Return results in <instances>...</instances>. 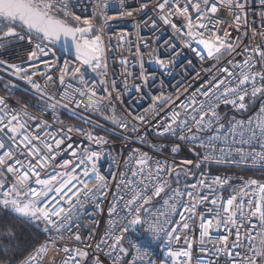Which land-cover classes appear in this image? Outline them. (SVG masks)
Masks as SVG:
<instances>
[{
    "label": "snow or ice",
    "instance_id": "snow-or-ice-1",
    "mask_svg": "<svg viewBox=\"0 0 264 264\" xmlns=\"http://www.w3.org/2000/svg\"><path fill=\"white\" fill-rule=\"evenodd\" d=\"M131 3L135 6L130 7L129 0H92V15L82 19L72 10L71 0H0V72L29 85L37 101L36 111L41 115L50 112L54 122L61 125L59 132H53L48 120L37 119L28 111L27 102L18 101L20 107H12L8 99L0 96V209L7 211L12 221H22L44 235L43 241L35 240L30 249L21 247L19 242L15 248L11 242L0 243L4 256L13 253L9 259H0V264H44L49 253H63L60 264H89V257H93L91 264H103L89 251L93 246L80 234L79 220L89 206L93 209L89 216L102 210L110 185L101 175L97 162L110 141L83 127H65L56 112L58 108L83 106L113 123L125 140L128 133L138 134L149 123L145 116L129 113V120L117 114L112 96L117 91L115 80L107 87L105 53L108 45L104 41V30L110 20L135 19L151 9L153 15L144 20V27L159 32L162 24L201 62L213 61L206 84L178 108L171 97L152 96L150 109L158 111L164 104L171 105L164 119L153 125L157 137L170 134L181 141H200L197 146L206 150L204 162L227 161L264 169V43L257 42H264V30L254 24L249 27V0H131ZM258 5L264 28V0H258ZM117 6L118 16L110 15ZM221 11L227 15L222 17ZM97 18L101 21L99 26L94 23ZM134 27L139 40L141 25ZM233 29L238 34L235 39ZM127 35L121 33L118 42L122 43ZM156 39L159 40V36ZM245 40L250 43L246 44ZM61 41L65 47L71 42L78 62L76 66L65 61L59 68L50 59V54L55 55L53 47ZM193 45H198L202 51ZM17 46L27 47L26 61L16 63L5 58L8 51ZM162 46L169 53L167 60L146 41L142 47L137 45V53L142 58L143 49H149V63L166 71L181 53L176 51L173 41L165 40ZM120 64L124 67L127 89L126 78L132 75L127 71V57H123ZM53 68L59 72L62 92L56 88ZM82 68L97 75L105 95L97 94V85L89 83ZM139 68L140 77L147 83L142 59ZM35 77H42L43 83L37 82ZM4 87L15 88L16 85L6 81ZM136 91L142 88L137 86ZM120 99V95L115 96L116 101ZM257 99L261 106L254 118L247 122L230 120L225 126V117L219 112L221 105L240 111ZM213 130L214 134L208 136L205 143L199 133ZM72 133L82 135L89 146L74 149L73 144L68 143ZM228 136L232 137L231 144ZM137 139L154 152L164 148L145 136L137 135ZM237 144L249 147H237ZM178 151V145L170 147L173 155ZM65 152L71 159H61ZM109 155L118 163L111 153ZM192 163L191 160L180 161L182 165ZM124 165L125 169L118 173L117 190L108 208L106 231L94 246L96 252L106 249L104 255L112 264H120L122 254L128 256L129 250L123 246L125 233L141 224L147 225L144 230L154 234L153 239H164L165 264L168 260L171 264H203L198 257H193L192 250L197 243L201 254L216 257L210 259L209 264H221V257L224 264H264V180L249 178L234 184L228 177L201 173L202 178L188 183L187 178L193 175L189 168H177L174 161L169 163L167 159L153 160L147 152L138 149L129 153ZM196 167L200 168L201 164ZM162 193V206L149 207L153 198H160ZM174 216L179 219L174 220ZM197 217L198 241L189 239L192 221ZM12 221L0 224V235L15 239ZM220 229L227 234L214 237L212 233ZM88 239H92L91 233ZM66 240H74L75 245H68ZM131 246L137 252L149 254L144 247ZM17 251L18 257L14 255ZM49 264L55 261L49 260Z\"/></svg>",
    "mask_w": 264,
    "mask_h": 264
},
{
    "label": "built area",
    "instance_id": "built-area-1",
    "mask_svg": "<svg viewBox=\"0 0 264 264\" xmlns=\"http://www.w3.org/2000/svg\"><path fill=\"white\" fill-rule=\"evenodd\" d=\"M72 10L75 14L80 15L82 19H86L92 15V0H71ZM129 6L133 7L131 0H129ZM260 12L261 9L258 5V0H249V8L247 13V19L249 27L255 25L257 29L264 30L261 27L260 23ZM110 15L118 16V6L114 7ZM153 15L151 9H146L143 14H139L135 19L130 18H117L110 20L108 25L104 30V41L108 45V51H106L105 56L108 64V76H107V87H111L113 80L116 82L117 91L112 94L113 101L117 109V114L128 117L131 120L132 115H141L145 116L149 121L145 126L141 128V131L136 133H128V139L125 140L124 134L121 130L117 128L109 120H105L103 115L97 114L85 110L83 106L80 109L75 108H58L56 116L60 121L63 122V125L66 126H76L83 127L86 130L93 131L95 134L104 136L110 141V143L104 148V155L97 162V167L101 172V175H104L110 185L107 196L102 201V210L96 211L94 215L89 216L88 213L93 212L91 206L84 210V215L81 216L79 220L80 225V234L84 237L86 243L92 245L93 247L89 249L90 252H94L95 256L98 257L103 264H112V260L104 255L106 249H102L99 252L95 251V244L99 241L100 237L106 231L107 223L109 220L108 208L109 205L113 202L112 194L116 192V183L119 180L118 173L125 169L124 161L128 158L129 153L134 150H140L142 152H147L152 156L153 160H165L167 159L169 163L175 162L177 168H189L191 170L192 176L187 178L188 183H194L196 180L202 178L201 173L213 176L221 175L230 178L231 182L238 184L247 180L249 178H254L251 175L243 173H226L222 169L229 168L235 170H264L259 167H252L250 165L242 163H231L223 161L221 163H216L214 161L204 162L203 157L206 150L199 148L197 145L200 141L195 143L189 142L187 140L181 141L178 136H172L170 134H165L163 137H157L153 125L163 120L165 115L170 111L171 105L164 104L157 110L150 109L149 106L152 104V96L171 97L175 101V105L178 106L181 103L187 102V100L192 96L193 93H196L202 85L206 84L211 73L209 72L210 65L213 61L201 62L194 52L189 48H183L180 45V42L175 39V36L172 30L164 25H160L159 32H153L148 27L143 26L144 20L148 16ZM220 15L222 17L226 16L227 13L221 11ZM180 21L177 20V23ZM94 23L99 26L101 21L97 18ZM140 24L139 29L140 39L137 38V29L134 25ZM121 33H128L129 35L124 37L122 43L118 42L117 37ZM237 32L235 29L232 31L233 39L236 38ZM159 36V40H157ZM170 40L173 41L176 45V51L180 52L181 55L175 58V62L170 64L168 69L161 70L155 64L149 63L148 51L149 49H143V57L137 53V45L143 46V42H147L152 48L158 49V54L165 58L169 59V53L166 52L163 48V41ZM258 43H264L257 40ZM245 43H250L249 40H245ZM193 47L201 50L198 45H193ZM53 52L55 55L50 54V59L55 62L57 67L62 68L65 64V61H68L71 66H76L78 62L75 59V54L68 51L66 48L56 44L53 47ZM123 57H127L128 66L127 71L132 75L126 78L127 80V89H125V76H124V67L120 64V60ZM6 59L20 63L21 61L27 60V47L26 46H17L8 51ZM145 64V71L147 73V83L140 77V68L139 64L141 62ZM227 59V58H226ZM237 60H240L241 57H236ZM27 66V65H25ZM82 71L85 72V78L89 81L90 84L97 85V94L100 96L105 95L104 86H99L98 77L95 73L86 68H82ZM214 71V70H213ZM52 74L57 78L56 88L58 92H62L63 88L58 83L59 72L56 68H53ZM37 82L43 83L42 77H35ZM11 81L16 85L15 88L9 87L5 89L4 82ZM0 82L2 84V89L0 90V96H4L8 99L10 106L20 107L18 101L27 102L29 107L28 111L32 115L36 116L37 119H46L51 123L52 131L59 132L61 125L54 122V118L50 112H46L41 115L36 111L35 105L37 104L36 99L33 97L32 90L29 85H27L22 80H16L14 77H9L6 72H0ZM75 84V81H73ZM140 86L142 91L137 92L136 87ZM120 95L121 99L119 101L115 100V96ZM179 97V99H177ZM201 99H203L201 97ZM261 106V101L259 99L255 101H250L248 107L244 110L237 111L233 109L230 105H221L219 112L225 118L223 123L227 126L230 120H243L247 122L250 118H254L259 111ZM107 114V112L105 113ZM94 122V123H91ZM226 131V128H225ZM214 134L212 132H203L199 133L201 139L206 143L207 138L210 135ZM137 135L145 136L151 143H155L158 146L164 145V148L161 152H154L147 144L140 143L137 139ZM72 139L68 143L73 144L75 148H84L89 146L88 140H86L82 135L77 133L71 134ZM229 144L232 143V137H227ZM237 139H239L237 137ZM172 145H178L179 151L176 154L170 152V147ZM223 146V145H220ZM237 147H249L248 145H236ZM95 147V145H92ZM73 149V150H74ZM256 150L259 151V145H256ZM115 157L114 162L110 157ZM61 159H71V156L68 152L61 154ZM181 160H191L193 161L190 165L180 164ZM201 164L200 168L196 167V164ZM212 169V170H211ZM214 169V170H213ZM129 175L131 173L129 172ZM182 181L185 178H181ZM172 180H175V176H172ZM173 187L176 185L173 183ZM224 195L227 196L228 192L225 191ZM164 194H161L160 198H153L152 204L149 207L155 209L162 206V199ZM144 214L142 213V220L144 219ZM173 219H179L178 216H174ZM199 219L198 217L192 221V227L189 231V239L197 240L199 239ZM147 227L146 224H141L135 226L132 230H129L125 233L126 239L123 241V246L129 250L127 257H123L120 264H149V261L152 264H165L167 260L165 253V241L161 238L153 239L154 234L146 232L144 229ZM92 234V239H88L89 234ZM227 232L224 229L214 231L212 235L214 237H219L221 235H226ZM44 237L41 241H43ZM68 245H75V241H65ZM131 242V243H130ZM137 245L144 247L149 251L148 255H144L142 252H137L131 245ZM211 248V245L208 246ZM193 257L199 258L202 260L203 264H209V260H215V256H209L207 253L201 254L199 244H194L193 247ZM63 253H49L48 259L45 260L44 264H49V260H54L55 264H60L61 257ZM89 257V264H91V259ZM135 258V259H133ZM168 264H171V261L168 260ZM221 264H224V258L221 257Z\"/></svg>",
    "mask_w": 264,
    "mask_h": 264
},
{
    "label": "trees",
    "instance_id": "trees-1",
    "mask_svg": "<svg viewBox=\"0 0 264 264\" xmlns=\"http://www.w3.org/2000/svg\"><path fill=\"white\" fill-rule=\"evenodd\" d=\"M2 89V84L0 82V90ZM212 170V169H211ZM214 170V169H213ZM226 173H243L251 175L259 180H264V170H235V169H222ZM12 221V216L5 210L0 209V224ZM11 227L15 230V239L6 235H0V243L8 245L10 242L13 248L16 247L17 242L20 246L26 249H30L33 246L35 240L39 239L40 241L44 237L38 229L31 227L30 225L23 223L22 221H12ZM15 256H19V251L14 253ZM13 256L12 252H9L8 256H4L0 252V259H9Z\"/></svg>",
    "mask_w": 264,
    "mask_h": 264
},
{
    "label": "water",
    "instance_id": "water-1",
    "mask_svg": "<svg viewBox=\"0 0 264 264\" xmlns=\"http://www.w3.org/2000/svg\"><path fill=\"white\" fill-rule=\"evenodd\" d=\"M57 44H59V45L65 47L63 41H61V42H59V43H57ZM65 48H66L67 50H69V51H71L72 53L75 54L74 49L72 48V46H71V42H70V41L68 42L67 47H65Z\"/></svg>",
    "mask_w": 264,
    "mask_h": 264
},
{
    "label": "bare ground",
    "instance_id": "bare-ground-1",
    "mask_svg": "<svg viewBox=\"0 0 264 264\" xmlns=\"http://www.w3.org/2000/svg\"><path fill=\"white\" fill-rule=\"evenodd\" d=\"M59 45V44H58ZM61 46V45H60ZM63 47V46H62ZM65 48V47H64ZM69 51V50H68ZM71 52V51H70ZM72 53V52H71ZM74 54V53H73ZM253 177V176H252ZM255 178V177H254ZM257 179V178H256Z\"/></svg>",
    "mask_w": 264,
    "mask_h": 264
}]
</instances>
